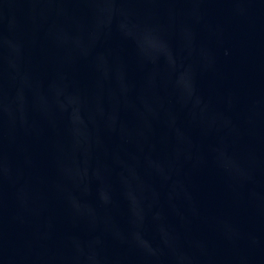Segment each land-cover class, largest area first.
<instances>
[{"label":"water","instance_id":"1","mask_svg":"<svg viewBox=\"0 0 264 264\" xmlns=\"http://www.w3.org/2000/svg\"><path fill=\"white\" fill-rule=\"evenodd\" d=\"M0 264H264V0H0Z\"/></svg>","mask_w":264,"mask_h":264}]
</instances>
